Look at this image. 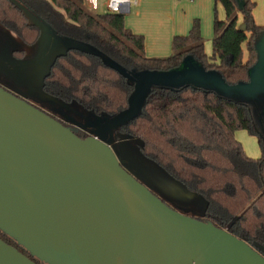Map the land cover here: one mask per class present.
<instances>
[{
  "label": "trees",
  "instance_id": "16d2710c",
  "mask_svg": "<svg viewBox=\"0 0 264 264\" xmlns=\"http://www.w3.org/2000/svg\"><path fill=\"white\" fill-rule=\"evenodd\" d=\"M216 4L223 8L225 21L218 19ZM254 8L251 0H215L211 57L204 51L198 20L186 36L172 39L170 56L147 58L143 36L125 27L123 14H97L84 0H0V27L24 46H34L41 31L28 21L25 9L56 37L95 50L98 54L73 48L57 56L41 88L106 119L128 109L135 77L196 70L216 75L227 87L249 85L264 36V26L253 18ZM238 14L244 30L237 28ZM25 56L23 49L12 52L16 60ZM262 107L190 82L154 84L139 115L115 130V141L126 136L142 140L143 148L137 149L143 157L205 201L198 220L227 231L264 257V103ZM240 130L258 138V159L249 158L235 139Z\"/></svg>",
  "mask_w": 264,
  "mask_h": 264
},
{
  "label": "water",
  "instance_id": "95a60500",
  "mask_svg": "<svg viewBox=\"0 0 264 264\" xmlns=\"http://www.w3.org/2000/svg\"><path fill=\"white\" fill-rule=\"evenodd\" d=\"M73 43L54 59L73 48L97 53ZM6 64L1 57L0 68ZM131 81L128 109L101 118L86 139L0 87V231L48 264H264L247 243L170 209L122 167L128 159L108 142L139 115L157 84L152 76ZM249 85L250 102L263 109L264 72H254ZM0 264L35 263L0 239Z\"/></svg>",
  "mask_w": 264,
  "mask_h": 264
},
{
  "label": "rangeland",
  "instance_id": "374dc122",
  "mask_svg": "<svg viewBox=\"0 0 264 264\" xmlns=\"http://www.w3.org/2000/svg\"><path fill=\"white\" fill-rule=\"evenodd\" d=\"M102 9L103 8L100 7L99 11H102ZM23 11L31 24H36L42 29V36L36 45L26 47L14 35L5 30L11 39H0V51H3L1 54L7 63L4 68H0V86L9 93L56 118L62 123L86 132L89 127L94 126L101 118L84 110L76 103H64L50 97L45 94L41 88L42 79L47 73L48 67L54 57L63 53L66 50L64 47H72L74 43L65 39L64 43H60L59 41L54 43L48 38L46 39L47 29L43 23L28 10L23 9ZM22 49L26 53L25 58L22 60H14L11 56V52ZM258 49L261 52V63L256 67L254 71L255 75L264 72V36L258 45ZM190 71L189 75H182V77H177L176 72L166 75H152V77L159 85L171 86L190 82L201 87L213 88L233 99L241 101H250L255 94V90L251 88L250 85L227 87L220 83L216 75H199L193 73L192 71L194 70ZM260 89L264 92V86ZM254 104L258 105L259 103L255 102ZM237 132H239L238 135H241L242 141L244 136L248 153L252 155L258 153L260 157L261 151L258 138L251 136L243 130ZM237 132H235V134ZM238 142L244 150L243 142ZM108 145L112 150L117 151L120 157L128 159V168L131 169L138 180L155 196L160 198L170 209L189 216V214L199 212L203 209L202 207L205 206L200 196L187 192L185 189V191H183V186L180 183L169 177L153 162L143 157L137 147L130 141L124 140L116 143L113 136H111ZM248 157L251 159L259 158ZM183 192L188 194L186 195L187 197L198 199L201 207L195 205L194 208L190 209L192 212H190L189 209H185L186 206L192 207V204L188 198H185Z\"/></svg>",
  "mask_w": 264,
  "mask_h": 264
},
{
  "label": "crops",
  "instance_id": "0c3cea01",
  "mask_svg": "<svg viewBox=\"0 0 264 264\" xmlns=\"http://www.w3.org/2000/svg\"><path fill=\"white\" fill-rule=\"evenodd\" d=\"M251 1L255 3V8L253 10L255 23L258 26H264V0ZM100 7L103 8L102 11H99ZM214 7L215 0H136V3L130 7L129 12L124 15V23L125 27L132 33L143 36L144 54L147 58H166L170 56L172 52V39L175 36H186L192 27L193 21L198 20L200 34L204 43V51L208 57H211L212 40L214 36ZM99 9L95 13H107L105 0H99ZM216 10L218 19L220 21H225V12L221 5L216 4ZM237 28L244 30L240 14H238ZM8 35L5 29L0 27V39H11ZM48 37L51 38L52 41L61 42L59 38L52 35H47V38ZM1 52L3 51H0V58H3ZM244 59H247V52L245 50ZM215 63H218V60H216ZM238 133L239 132L235 134V139L243 142L245 153L252 158H258V153H256V155L248 153L245 138L243 136L242 141V137L238 135ZM183 191L185 190L183 189ZM183 194L192 204V207L186 206L185 209H189V211L192 212L190 209L194 208L195 205L201 207L198 199L187 197L186 195L188 194L185 192H183ZM202 208L203 209L199 212L189 214V216L193 218H202L205 206Z\"/></svg>",
  "mask_w": 264,
  "mask_h": 264
},
{
  "label": "flooded vegetation",
  "instance_id": "af4514ba",
  "mask_svg": "<svg viewBox=\"0 0 264 264\" xmlns=\"http://www.w3.org/2000/svg\"><path fill=\"white\" fill-rule=\"evenodd\" d=\"M1 87V86H0ZM8 92V91H7ZM36 108V107H35ZM38 109V108H37ZM43 112V111H42ZM44 113V112H43ZM46 114V113H45ZM46 115H48V114H46ZM48 116H50V115H48ZM51 118H53L54 120H56L57 122H59L61 125H63L64 127H66V128H68V129H70L71 131H72V133H74L77 137H78V134H76V132H78L79 134H84V135H86V138H88L89 136H90V134L86 131H83V130H80V129H76V128H73V127H70V126H68V125H66V124H64V123H62L61 121H59V120H57L56 118H54V117H52V116H50ZM113 136H115V135H113ZM79 138V137H78ZM85 138V139H86ZM81 139V138H80ZM126 168V166H123V168ZM124 168V169H125ZM128 169V168H127ZM130 171H131V169H130ZM138 182H140L139 180H138ZM141 184H142V182H140ZM151 192V191H150ZM152 193V192H151ZM153 194V193H152ZM154 195V194H153ZM155 196V195H154ZM157 197V196H156ZM160 199V198H159ZM161 200V199H160ZM162 201V200H161ZM163 202V201H162ZM164 203V202H163ZM0 235H2V236H4L2 239H1V237H0V239L3 241V242H5L6 244H8V245H10V246H12L13 248H15L19 253H21L22 255H24L25 257H27L29 260H31L33 263H35V264H48V263H46V262H44V261H42V260H40L39 258H37L36 256H34V255H32L31 253H30V251H28L26 248H24L22 245H20L16 240H14V239H12L10 236H8L7 234H5V233H3V232H1L0 231ZM5 239H7V240H5Z\"/></svg>",
  "mask_w": 264,
  "mask_h": 264
},
{
  "label": "built area",
  "instance_id": "2783aa9c",
  "mask_svg": "<svg viewBox=\"0 0 264 264\" xmlns=\"http://www.w3.org/2000/svg\"><path fill=\"white\" fill-rule=\"evenodd\" d=\"M85 6L92 12L99 9V0H84ZM136 0H105V8L110 14H127Z\"/></svg>",
  "mask_w": 264,
  "mask_h": 264
}]
</instances>
